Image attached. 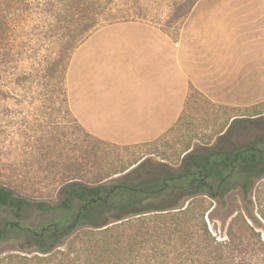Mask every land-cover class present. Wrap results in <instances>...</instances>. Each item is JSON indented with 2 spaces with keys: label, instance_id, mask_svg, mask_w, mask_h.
Wrapping results in <instances>:
<instances>
[{
  "label": "rangeland",
  "instance_id": "374dc122",
  "mask_svg": "<svg viewBox=\"0 0 264 264\" xmlns=\"http://www.w3.org/2000/svg\"><path fill=\"white\" fill-rule=\"evenodd\" d=\"M192 1L101 0L94 8L89 5L92 0H0V187L29 201L51 202L68 182L92 186L114 183L125 176L139 180L151 172H173L181 168L186 150L214 147L221 138L226 147L236 146L263 135L262 82L240 90L238 108L193 95L175 127L149 143L116 145L98 140L73 117L66 74L71 54L83 40H118V35L110 37L102 30L117 23L162 25L174 30L177 39ZM194 1L196 5L199 0ZM243 3L204 1L188 24L197 25L202 10L214 9L212 19L225 21L229 31L238 33L217 42L230 45L237 41L240 59L252 67L253 59L262 56L264 29L258 35L243 27L242 22L250 19L243 15L247 11ZM231 116L236 118L233 128ZM228 129L232 134L226 137ZM235 200L240 206L234 195L226 209L217 207L215 201L207 203L213 210L205 214L204 221L216 241L226 237L228 223L236 214ZM24 216L28 223L39 219L34 210ZM16 220L12 210L0 207V224ZM255 227L264 240V223ZM91 237L67 240L61 249L75 251ZM35 254L32 249L22 250L18 242L0 243V261L8 255ZM84 254L80 263L89 258ZM12 262L1 264L21 263L17 259Z\"/></svg>",
  "mask_w": 264,
  "mask_h": 264
},
{
  "label": "trees",
  "instance_id": "16d2710c",
  "mask_svg": "<svg viewBox=\"0 0 264 264\" xmlns=\"http://www.w3.org/2000/svg\"><path fill=\"white\" fill-rule=\"evenodd\" d=\"M100 1L89 5L98 8ZM223 139L186 150L177 171L92 186L68 182L51 202L29 201L0 187V207L18 219L0 224V243L18 242L36 253L8 255L0 264H264V240L255 227L264 223V134L228 147ZM234 195L240 206L235 200L226 237L216 241L204 221L213 210L207 203L226 209ZM28 210L38 212L36 222H26ZM88 236L93 238L75 251L61 249L67 240ZM83 253L89 258L80 263Z\"/></svg>",
  "mask_w": 264,
  "mask_h": 264
},
{
  "label": "crops",
  "instance_id": "0c3cea01",
  "mask_svg": "<svg viewBox=\"0 0 264 264\" xmlns=\"http://www.w3.org/2000/svg\"><path fill=\"white\" fill-rule=\"evenodd\" d=\"M204 1L210 0H199L189 11L177 39L162 25L117 23L102 30L118 40H83L73 50L67 95L73 117L87 134L116 145L149 143L175 127L193 95L238 108L240 90L260 82L264 89V42L262 56L246 67L237 41L217 42L238 33L225 21L213 20L214 9L202 10L197 25L188 24ZM231 1L244 2L243 15L250 19L243 27L260 35L264 0Z\"/></svg>",
  "mask_w": 264,
  "mask_h": 264
}]
</instances>
